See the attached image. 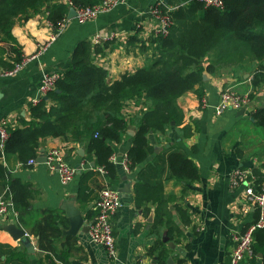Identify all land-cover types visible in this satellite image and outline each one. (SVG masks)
Wrapping results in <instances>:
<instances>
[{
  "label": "crops",
  "instance_id": "obj_1",
  "mask_svg": "<svg viewBox=\"0 0 264 264\" xmlns=\"http://www.w3.org/2000/svg\"><path fill=\"white\" fill-rule=\"evenodd\" d=\"M157 1L126 0L83 23L73 18L53 38V29L44 12L16 22L12 33L23 64L13 75L0 73V120L8 121L7 129L21 126L22 120L30 119L29 104L44 96L38 89L42 73H63L69 66L74 48L82 40L91 44V59L107 71L109 81L144 66L149 55L144 48L149 47L157 23L150 9ZM2 45L0 71L13 63L12 57L17 53L14 44ZM209 61L206 57L204 65ZM257 63L258 60L245 49L235 53L232 62H220L212 72H205L201 100L205 99L208 104L200 102L195 90L180 95L177 103L184 113L182 123L172 126L160 140L150 133L153 151L146 161L129 170L116 164L112 177L94 166L93 154L92 159L86 158L85 142L72 140L70 135L41 138L33 157L37 159L52 147L60 148L68 164L75 169L74 178L67 183L61 182L59 174L51 171L44 162L35 160L32 164H22L15 154L4 153V144L0 146V163L6 170L4 180L23 184L30 202L25 211L18 213L13 206L9 212L0 215V264H20L19 256L14 252L23 254V251L26 252L25 264H132L136 260L146 264H227L235 236L253 223L254 210L250 205L246 212L242 211L244 185L232 187L230 175L240 167L250 170L256 166L264 167V126L251 115L254 106L264 105V85L254 88L251 82ZM226 88L249 93L250 105L244 107L243 112L228 108L220 114L215 113L220 92ZM144 110L143 100L130 99L122 112L131 117L141 115ZM183 126L191 128V133L179 138ZM134 132V126L129 125L122 140L113 143L117 158L127 152ZM176 139L178 146L198 166L199 178L181 194L182 183L177 179L165 180L163 174L161 194L167 199L164 213L176 217L185 237L175 243L162 226V242L158 244L153 229L157 203L150 200L136 205L134 186L139 170L147 161L163 152L165 146L173 147ZM126 183L130 184L129 190L120 191L121 206L113 216L117 258H110L101 244L92 242L88 232L63 234L62 230L69 228L62 208L64 202L73 199L88 224L94 216L93 202L100 189L110 185L119 190ZM80 184L84 186V201L77 198ZM6 187L8 185L4 187L3 179H0V195ZM6 195L11 199L10 189ZM182 209L189 213V224L184 225L178 219ZM11 223L24 230L31 240L32 250L22 238L14 239L6 230ZM165 236L167 240H164ZM169 242L175 244L174 248ZM165 255L167 257L163 259ZM259 258L258 255L253 264H261ZM239 264H250L249 259Z\"/></svg>",
  "mask_w": 264,
  "mask_h": 264
},
{
  "label": "trees",
  "instance_id": "obj_2",
  "mask_svg": "<svg viewBox=\"0 0 264 264\" xmlns=\"http://www.w3.org/2000/svg\"><path fill=\"white\" fill-rule=\"evenodd\" d=\"M101 1L0 0V53L4 51L3 43L16 44L11 32L16 18L26 20L43 8L47 11L46 18L55 24L68 14L71 6L78 8ZM161 7L170 8L171 24L165 34H155L149 47L144 48L149 51L144 66L109 81L107 71L91 59V44L80 41L71 54L68 68L56 81L55 89L47 93L48 98L41 97L30 103V119L8 129L4 153L15 154L25 164L36 156L41 138L70 135L72 140L85 142L86 158L92 159L93 154L94 166H103L107 176L112 177L117 166L110 159L114 153L113 143L122 140L129 125L134 126L135 132L126 154L129 169H134L153 151L150 133L160 140L172 126L182 123L184 113L177 103L178 97L189 90H195L198 97H202L204 73L212 72L220 62H232L238 51L246 49L258 60L251 82L254 88L264 85V0H224L223 8L205 6L200 0H167ZM15 48L13 62H19L22 55L18 46ZM206 57L210 61L204 65ZM130 99L144 101L145 110L141 115L127 117V113L122 112ZM251 115L264 126V105L256 107ZM181 131L179 138L188 136L191 128L183 126ZM178 139L173 147L165 146L163 152L147 161L139 170L134 186L136 205L150 200L157 203L153 229L158 244L162 242V226L175 243L185 237L176 217L164 213L167 199L161 194L163 174L165 180L177 179L182 183L181 194L199 178L198 166L178 146ZM250 171L248 180L258 192L264 181V167L256 166ZM5 175L6 170L0 163V179L3 186L8 185L10 189L14 208L18 213L25 211L30 205L28 191L16 180H4ZM85 197L84 186L80 184L77 198L84 201ZM93 212L95 214L94 209ZM259 217V209L254 206L252 224ZM178 219L184 225L189 224V213L182 209ZM252 234L254 256L249 263L253 264L261 254L259 259L264 264V220ZM14 254L19 256L20 264L26 263L25 251Z\"/></svg>",
  "mask_w": 264,
  "mask_h": 264
},
{
  "label": "built area",
  "instance_id": "obj_3",
  "mask_svg": "<svg viewBox=\"0 0 264 264\" xmlns=\"http://www.w3.org/2000/svg\"><path fill=\"white\" fill-rule=\"evenodd\" d=\"M126 0H102L99 3L80 6L76 8V15L74 18L83 23L96 17L100 12L106 11L116 4L123 3ZM205 6H214L217 8H223L224 0H200ZM162 0L153 4L150 9V13L157 19V23L154 27L155 34H165L168 31V27L171 24V19L168 14L170 8L163 9L161 7ZM69 22L67 17H64V23H58V31L61 32ZM64 27V28H63ZM97 38V37H95ZM23 64V58L19 62H14L13 67L7 71V74H14ZM61 77V73L57 71H44L39 83V91L41 94L46 95L48 92L55 88L56 81ZM202 103H205V99H202ZM251 98L249 93H238L230 88H226L220 92L219 99L215 105V113L220 114L225 109H241L249 106ZM255 110V106L251 109ZM6 119L0 120V146H3L6 138L8 137V129L6 127ZM45 164L51 171H55L59 174L60 180L63 183L71 181L75 176V169L68 164L65 159L63 151L58 147H52L45 152ZM110 159L121 165L125 170H129V160L126 153L121 158H117L113 153ZM35 158H30L27 164L35 163ZM98 170L105 173L106 170L103 166H99ZM250 169H236L230 175V184L232 187L236 185H244V204L242 205V211L246 212L250 205L256 206L259 209V220L250 225L244 232L235 236V245L230 254V260L227 264H239L244 259H251L254 256L253 250V230L255 227L262 226L264 220V181L262 183L260 191L256 192L253 188L252 181L246 180L250 176ZM8 187L0 195V215H4L13 208L10 197H8ZM121 206L120 191L110 185L102 187L98 193L97 198L93 202V209L95 214L92 220L89 222L88 234L90 240L95 243L101 244L110 258H117V248L113 233V216ZM15 213V212H14ZM25 235H27L25 233ZM132 264H146L142 260H136ZM223 264V263H221Z\"/></svg>",
  "mask_w": 264,
  "mask_h": 264
},
{
  "label": "water",
  "instance_id": "obj_4",
  "mask_svg": "<svg viewBox=\"0 0 264 264\" xmlns=\"http://www.w3.org/2000/svg\"><path fill=\"white\" fill-rule=\"evenodd\" d=\"M164 3L167 2V0H162ZM76 15V8L71 6L68 10V18H73ZM205 76H203L204 78ZM57 92H59V89H56ZM44 99H47L48 96L44 95L43 96ZM241 112L244 111L243 108L240 109ZM46 156L45 153H41L40 156L37 157L36 161L37 162H45ZM129 183H126L125 186H123L122 188H119V191H128L129 190ZM62 208L65 211V215L69 221V228L68 229H63L62 232L63 234H67V235H76L78 232L79 233H84V232H88L89 229V223L85 224V219L84 216L81 212V210L75 205L74 200L73 199H69L66 202H64V204L62 205ZM6 230H8L9 232L12 233L14 239H23V242L26 244V246H28L29 250H32V244H31V240H29V238L25 235V232L23 229L17 227L16 225H14L13 223L8 224L6 226ZM164 240H167V237H164ZM169 245L174 248L175 244L174 243H170ZM259 256H261V254H259Z\"/></svg>",
  "mask_w": 264,
  "mask_h": 264
},
{
  "label": "rangeland",
  "instance_id": "obj_5",
  "mask_svg": "<svg viewBox=\"0 0 264 264\" xmlns=\"http://www.w3.org/2000/svg\"><path fill=\"white\" fill-rule=\"evenodd\" d=\"M63 3H67V2H64V1H62ZM42 12H44V14H45V18H46V10L45 9H43L42 8V10H40L39 12H36L35 14H38V13H42ZM64 17H67L68 18V16L66 15V16H63L62 18H60L59 20H57V22L55 23V24H52V22L51 21H49L47 18H46V20H47V23L52 27V29H53V33H52V36H51V38H53V37H56V35L59 33V31H58V23L59 22H63L64 23ZM74 18V17H73ZM73 18H68L69 19V22H70V20L71 19H73ZM24 18H22V17H18V18H16L15 19V21L16 22H18V21H25V20H23ZM75 19V18H74ZM15 22V23H16ZM68 24V23H67ZM14 26V25H13ZM13 26H12V28H13ZM12 28H11V32H12ZM64 28V27H63ZM66 28V27H65ZM64 28V29H65ZM63 29V30H64ZM62 30V31H63ZM13 34V33H12ZM13 64H14V62L12 63V66L9 64L8 66H6L4 69H2V71H0V73H2V74H5V75H9V74H7V71L8 70H10L12 67H13ZM61 73V72H60ZM13 75V74H12ZM61 76H62V73H61ZM55 89V88H54ZM53 89V90H54ZM49 93V92H48ZM47 95V94H46ZM199 100H200V102H202V100H201V97L199 98ZM203 105H207L208 103H207V101L205 100V103H202ZM234 171V170H233ZM246 180L248 181V179H247V177H246ZM251 181V180H250Z\"/></svg>",
  "mask_w": 264,
  "mask_h": 264
}]
</instances>
